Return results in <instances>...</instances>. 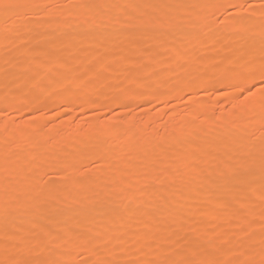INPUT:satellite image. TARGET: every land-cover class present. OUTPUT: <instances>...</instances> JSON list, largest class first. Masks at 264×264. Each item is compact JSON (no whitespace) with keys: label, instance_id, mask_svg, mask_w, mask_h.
I'll use <instances>...</instances> for the list:
<instances>
[{"label":"rangeland","instance_id":"374dc122","mask_svg":"<svg viewBox=\"0 0 264 264\" xmlns=\"http://www.w3.org/2000/svg\"><path fill=\"white\" fill-rule=\"evenodd\" d=\"M113 1L86 0L81 5L80 0H40L39 4L49 7H41L43 12L36 17L30 13L34 8H25L27 11L23 9L21 15L16 13V17L12 16L15 10L8 13L0 11V70L1 62L4 61V69H7L0 71H4L0 75V193L10 204L7 207L11 213L5 221L4 208L0 204V260L6 258V248L22 258L38 262L59 260L84 264L85 261L100 258L71 243L39 247L36 242L44 241L43 232H52L54 228H57L59 237L77 232L101 242L106 241L103 247L110 250L109 257L125 260L138 259L144 239H150L148 246L157 252L146 259L157 258V254H163L170 248L178 251L190 249L196 237L203 248H222L225 258L232 256L237 249L242 250L248 243L259 240L262 222L260 208L264 203V195L258 198V193L264 187L259 168H255L254 174L246 182L234 186L231 194L226 197V207L216 204V197L212 193L223 180L220 172H224L230 164L249 166L253 161L250 152L262 140V123H257V117H254L259 116L261 110L258 103L254 104L258 91L250 99L246 88L241 92L236 85H231L236 78L237 85L241 83L244 72L242 67L235 70L230 62V59L237 56L241 65L245 58L251 56L259 60L260 50L252 53L255 46L248 37L253 33L258 34L259 27H264L261 0H189L185 7L182 0H129V4L116 6H113ZM70 5L73 8L75 6L73 11L67 10ZM11 17L18 24L10 25ZM101 18H104L105 24L110 25L112 22L111 26L115 27L105 37H97L96 23ZM190 18L206 22L212 27L211 31L209 29L206 34L202 33L201 28H196L190 40L183 41L185 23ZM257 19H261L259 23H256ZM248 20L256 24L257 30L248 32L246 36L242 26ZM64 22L69 23L64 25ZM60 24L67 26L64 32H58L56 27ZM85 25L90 30H85ZM212 31L216 32L214 37ZM126 36H130L129 42H125ZM210 37L216 39L212 46L209 45ZM95 62L99 64L95 66ZM171 65L175 69H172L174 71L169 76L167 70ZM160 68L164 74H159L163 73ZM26 78L31 79L28 82ZM37 81L39 86H34ZM42 89L45 90L42 92ZM115 92L122 93L123 97H116ZM135 92L137 97L132 98ZM115 121L121 124L123 138L120 137V143L127 137L125 123L132 121H136L135 129L144 132L149 142H155L148 144L146 153L142 154L148 156H143V161L132 164V173L129 175L125 173V163L135 157L136 153L132 149L122 151L119 145L113 144L110 135L112 127L106 131L102 128L103 124ZM188 121L194 123L187 134L188 138L181 144L169 141L179 135L182 125ZM18 126L20 129L11 133ZM245 126L248 129L251 127L248 134H244L247 130ZM28 127H37L32 136L26 134ZM199 128L206 131L201 133ZM54 129L59 131L55 133ZM224 132H232L238 137L234 135L223 138ZM193 134L198 135L194 137ZM88 136L92 143L86 149L84 142ZM236 138L241 139L243 146L236 145ZM29 140H32L33 145H29ZM197 149L205 153L199 155L196 169L187 173L184 170L190 169ZM181 154L187 156L185 165L179 163ZM101 156L108 159V164L103 168L92 166V162ZM214 159L217 161L210 163ZM65 161H72L80 169L75 178L63 175ZM10 162L17 169L7 176L6 168ZM200 162L207 164V167ZM82 164L91 167L82 169ZM176 167L181 170L178 171V168L176 171ZM39 170L43 174L35 176ZM163 171H169L170 174L162 177ZM8 177L12 178V182H8ZM205 177L211 181L213 188L206 187ZM74 179L80 182H73ZM102 179H107L106 184L111 186L109 193L104 192ZM90 181L93 184L90 185ZM174 181L180 182L181 187L172 188ZM61 182L68 184L54 190ZM125 182L129 185L126 186ZM247 182L250 183L248 188ZM151 186L154 187L152 191ZM192 187L194 189L190 192V198L193 207L183 212L182 196ZM37 189L50 194L48 204L53 210L35 213L22 211L32 207L39 195ZM89 196H96L92 203ZM171 198L176 199L171 202ZM153 208L157 210L150 217ZM222 211L232 217L228 215L221 220ZM47 214L53 216L48 217ZM175 214H182L185 218L173 221ZM186 218L192 219L191 223ZM234 218H240L242 222ZM73 221L77 222V226ZM152 235L156 237L153 240ZM172 239L173 243L170 242ZM225 240L229 243H225ZM62 245L67 247L62 250Z\"/></svg>","mask_w":264,"mask_h":264},{"label":"snow or ice","instance_id":"6c2138e0","mask_svg":"<svg viewBox=\"0 0 264 264\" xmlns=\"http://www.w3.org/2000/svg\"><path fill=\"white\" fill-rule=\"evenodd\" d=\"M48 8V5L40 4H29V3H20L19 0H0V11L8 13L13 10L25 9V8ZM235 7V6H234ZM247 7H253L248 5ZM261 10L264 11V0H261ZM249 41L254 45L259 43L260 45V57L257 61L254 56L244 59L242 69L244 75L242 77V82L236 87L243 92L245 88L247 89V96L249 98L255 97L257 91L260 94V108L262 116V140L257 152L250 153V158L255 162L258 159V168L261 175V178L264 179V28L260 30L258 34L253 33L248 37ZM226 71H233L232 69H226ZM258 82V83H257ZM34 86H39V82L34 84ZM255 89V90H254ZM239 99V97H237ZM88 145L85 144V148ZM108 159L104 156L94 160L92 166L96 168H103L108 164ZM90 165L82 164V169H89ZM227 171L222 172L223 177L222 182L218 185L217 190L212 193L216 197V203L223 207L227 206L226 197L231 194L235 185L243 184L246 180L254 174L255 167L251 166H235L227 165ZM80 171L77 169L75 163L72 161L64 162V172L65 177L72 176L75 178L76 173ZM10 183V180L8 181ZM73 182H80L75 180ZM39 194L34 204L30 209H24V212H41L44 210H52L48 202L51 198L50 194L42 193V190L37 189ZM7 189H5V193ZM10 211L5 206L3 215L5 221L9 218ZM261 216V230L259 233L258 242H250L245 248L237 249L232 256L225 258L223 249L219 247L215 248H203L199 245V238L193 241V246L190 249H185L184 251H178L176 248L166 249L163 254H157V258L154 259H136V260H125L113 259L109 257L110 250L103 247V243L98 241L96 238L85 235V234H76V235H65L64 237L59 238H50L45 241H37L39 247H47L49 244L55 243L57 246L62 243H71L77 247H83L97 255L100 258L95 261H85L84 264H264V203L261 204L260 208ZM223 239V238H222ZM225 243H229L227 240ZM29 249L31 243L29 244ZM103 253V255H100ZM6 258L0 260V264H73L72 261H45L38 262L32 261L30 259L22 258L20 255L11 253L8 248L5 249ZM235 257V258H233Z\"/></svg>","mask_w":264,"mask_h":264},{"label":"bare ground","instance_id":"6f19581e","mask_svg":"<svg viewBox=\"0 0 264 264\" xmlns=\"http://www.w3.org/2000/svg\"><path fill=\"white\" fill-rule=\"evenodd\" d=\"M42 1V0H41ZM81 2V5H84L85 3H86V0H80ZM133 1V0H132ZM131 1V2H132ZM134 1H136V0H134ZM169 1V0H168ZM187 1H189V0H182V2H185L184 3V6L183 7H185L186 6V2ZM211 2H213L212 0H210ZM228 1H230V2H232L233 0H228ZM235 1V0H234ZM20 3H29V4H39L38 2H40V0H20L19 1ZM106 2V1H105ZM129 2V0H114L113 1V6H116V5H125V4H127ZM130 2V3H131ZM48 3V2H47ZM49 3H51V2H49ZM106 4V3H105ZM129 4V3H128ZM161 4V3H160ZM41 5V4H40ZM43 5V4H42ZM130 5H132V4H130ZM164 5V4H163ZM181 5V4H180ZM106 6V5H105ZM133 6V5H132ZM69 8L67 9L68 11H73L74 10V8H75V6H74V8L72 7V5H70V6H68ZM88 7V6H87ZM128 8V7H127ZM139 8H141V7H139ZM165 8H166V6H165ZM78 9V8H77ZM130 9V8H129ZM161 9V8H160ZM22 10L23 9H19V10H15V12H14V15H12V16H17V14H18V16L19 15H21V12H22ZM26 11H27V9H25ZM24 10V11H25ZM66 10V11H67ZM95 10H97V9H95ZM130 10H132V9H130ZM143 10V9H142ZM57 11V10H56ZM145 11H149V10H145ZM150 11H151V9H150ZM164 11V10H163ZM43 12V8H34V10H33V12H30L31 13V15L33 16V17H36V16H38L39 14H41ZM100 12V11H99ZM139 12V11H138ZM162 12V11H161ZM17 13V14H16ZM151 12H149V14H150ZM196 13V12H195ZM197 13H198V11H197ZM257 13H261V12H259V11H257ZM23 14V13H22ZM146 14H148V13H146ZM203 14V13H202ZM244 15V14H243ZM7 16V15H6ZM40 16H42V15H40ZM98 16H100V14L98 15ZM108 16V15H107ZM51 17V16H50ZM248 17V16H247ZM153 18V17H152ZM189 18V17H188ZM241 18V17H240ZM244 18V17H243ZM254 18V17H253ZM244 19H246V18H244ZM244 19H243V21H244ZM255 19V18H254ZM264 19V18H263ZM121 20V19H120ZM119 20V21H120ZM238 20V19H237ZM239 20H241V19H239ZM259 20H261V19H259ZM258 19H257V22L256 23H259L260 21H259ZM88 21V20H87ZM107 21V20H106ZM112 21V20H111ZM155 21V20H154ZM242 21V22H243ZM105 21H104V18H101L100 19V21L98 22V23H96L97 24V37L99 36V37H105L107 34H108V32H110L109 30H111V28H115L114 27V25H113V27L111 26V24H112V22H111V24L110 25H108V24H105L104 23ZM132 22V21H131ZM136 22V21H135ZM234 22H236V21H234ZM238 22V21H237ZM239 22H241V21H239ZM9 23H10V25H13V24H18V21L16 20V19H14V17H11V18H9ZM48 23V22H47ZM62 23V22H61ZM65 24L64 25H67V23H69V22H64ZM76 23H77V21H76ZM113 23H114V21H113ZM122 23V22H121ZM57 24V23H56ZM63 24V23H62ZM71 24V23H70ZM82 24V23H81ZM232 24V23H231ZM64 25H58L56 28H57V30H58V32H64V30H66L65 28H67V26H64ZM92 25V24H91ZM132 25V24H131ZM210 25V24H209ZM212 25V24H211ZM210 25V26H211ZM70 26V25H69ZM75 26V25H74ZM86 26V25H85ZM95 26V25H94ZM117 26V25H116ZM119 26V25H118ZM134 26H135V24H134ZM231 26V25H230ZM46 27V26H45ZM48 27H49V25H48ZM91 27V26H90ZM93 27V26H92ZM91 27V28H92ZM214 27V26H213ZM228 27V26H227ZM242 27H244L245 28V33H246V36H247V34H248V32H253V31H256L257 29V27H256V24L254 23V22H249V20L247 21V23L244 25L243 24V26ZM43 28H44V26H43ZM70 28V27H69ZM72 28H73V26H72ZM77 28H79L78 26H77ZM76 28V29H77ZM83 28V27H82ZM135 28V27H134ZM133 28V29H134ZM196 28H201V30H202V33H206L209 29H210V31H211V28L208 26V24L205 22H203V21H199L198 19H195V18H190V19H188V20H186V23H185V31H183L184 32V35H183V41L185 40L186 42H188L189 40H190V38L193 36V33H195L194 32V30L196 29ZM261 28H264V27H259V29L261 30ZM85 30H90V28H89V26L87 25L85 28H84ZM117 29V28H116ZM132 29V30H133ZM228 29H229V27H228ZM238 30H240V29H238ZM244 30V29H243ZM73 31V30H72ZM82 31V30H81ZM114 31V30H113ZM216 31V30H215ZM130 32V31H129ZM134 32V31H133ZM201 32V31H200ZM213 32V31H212ZM260 32V31H259ZM214 33H216V32H213V37H214ZM221 33V32H220ZM235 33V32H234ZM124 34V33H123ZM207 34V33H206ZM133 35V34H132ZM245 35V34H244ZM88 36V35H87ZM139 36H140V34H139ZM201 36V35H200ZM206 36V35H205ZM228 36H229V34H228ZM249 36V35H248ZM198 39H200L201 37H199V36H196ZM240 37V36H239ZM85 38V37H84ZM125 38H127V36L125 37ZM129 38H130V36H129ZM129 38H127V41H125V42H129ZM142 38V37H141ZM231 38V37H230ZM242 38V37H241ZM110 39V38H109ZM170 39H171V37H170ZM210 39L211 40H209V45L210 46H212L213 45V42L215 41L216 42V39L214 40V38L212 39V37H210ZM102 40V39H101ZM106 40V39H105ZM108 40V39H107ZM143 40V39H142ZM218 40V39H217ZM222 40V39H221ZM232 40V39H231ZM103 41V40H102ZM133 41V40H132ZM247 41V40H246ZM7 42V41H6ZM114 42V41H113ZM224 42V41H223ZM218 43V42H217ZM247 43V42H246ZM1 44V43H0ZM208 45V46H209ZM209 46V47H210ZM217 46V45H216ZM220 46V45H219ZM254 48H252V53L254 54V52H258V50L260 49V45H259V43L257 42L256 44H254ZM223 47V46H222ZM102 48V47H101ZM213 48V47H212ZM217 48V47H216ZM235 48V47H234ZM227 50V49H226ZM235 50V49H234ZM38 51V50H37ZM240 51V50H239ZM239 51H236V52H239ZM247 50H245V52H246ZM34 52H35V50H34ZM210 52V51H209ZM233 52V51H232ZM260 52V51H259ZM178 53H180V51H178ZM203 54V53H202ZM249 54V53H248ZM226 55V54H225ZM233 55V54H232ZM235 55V54H234ZM233 55V56H234ZM246 55V54H245ZM192 56L193 55H191V58H192ZM236 56V55H235ZM256 56V55H255ZM1 57V56H0ZM20 57V56H19ZM19 57L17 58V59H19ZM24 57V56H23ZM22 57V58H23ZM127 57V56H126ZM242 57H244V56H242ZM252 57V56H251ZM260 57V56H259ZM62 57L60 56V59H61ZM128 58V57H127ZM227 58H229V57H227ZM226 58V59H227ZM238 56L236 57V58H232V59H230V62H232L233 63V67H234V69L235 70H237V69H240L241 67H242V65L239 63V61H238ZM27 59V58H26ZM31 59H32V57H31ZM59 59V58H58ZM155 59V58H154ZM37 60V59H36ZM129 60V59H128ZM177 60V59H176ZM201 60V59H200ZM225 60V59H224ZM130 61V60H129ZM190 61H192V60H190ZM241 61V60H240ZM25 62V61H24ZM23 62V63H24ZM31 62H34V61H31ZM40 62V61H39ZM62 62V61H61ZM64 62V61H63ZM153 62V61H152ZM151 62V63H152ZM3 63H5V61L3 62ZM2 62H1V70L2 69H4V64H3ZM18 63V62H17ZM21 63H22V61H21ZM180 63V62H179ZM228 63V62H227ZM20 64V63H19ZM34 64V63H33ZM32 64V65H33ZM56 64V63H55ZM99 64V62H95L94 63V65L96 66V65H98ZM135 64V63H134ZM21 65V64H20ZM63 65H65V63L63 64ZM28 66H30V65H28ZM62 66V65H61ZM176 66V65H175ZM49 67V66H48ZM63 67H65V66H63ZM105 67V66H104ZM109 67V65H107V68ZM171 68H169L168 67V75L170 76V75H172V72L174 71H172V69H175V68H172V65L170 66ZM29 69H31V66L30 67H28ZM27 68V69H28ZM43 68V67H42ZM45 68H47V67H45ZM23 69H24V67H23ZM162 71L161 72H163V69H164V67H163V69L162 68H160ZM178 69V68H177ZM0 70V71H1ZM5 71L7 70V69H4ZM60 70V69H59ZM66 69H64V71H65ZM131 70V69H130ZM143 70V69H142ZM191 70V69H190ZM12 71V70H11ZM63 71V72H64ZM132 71V70H131ZM203 71H205V70H203ZM4 72V71H3ZM3 72L1 73L0 72V75L1 74H3ZM13 72V71H12ZM154 72V71H153ZM166 72V71H165ZM198 72V71H197ZM57 73V72H56ZM60 73V72H59ZM13 74V73H12ZM97 74V73H96ZM159 74H164V72L163 73H159ZM185 74V73H184ZM195 74H197V73H195ZM108 75V74H107ZM165 75H166V73H165ZM167 75V76H168ZM174 75V74H173ZM183 75V74H182ZM48 76V75H47ZM60 76V75H59ZM233 76V75H232ZM239 76V75H238ZM237 76V77H238ZM195 77H198V76H195ZM241 77V76H240ZM35 78V77H34ZM2 79V78H1ZM30 79L31 78H26V81H30ZM237 79V78H236ZM236 79H234V81H232L231 82V85H237V82L238 81H236ZM167 80V79H166ZM168 80H169V78H168ZM238 80V79H237ZM34 81V80H33ZM38 82V81H37ZM41 82H43V81H41ZM150 82V81H149ZM169 82V81H168ZM240 82V81H239ZM7 83V82H6ZM44 83H46V82H44ZM202 83V82H201ZM166 84V83H165ZM240 84V83H239ZM50 85V84H49ZM48 85V86H49ZM199 85V84H198ZM201 85V84H200ZM199 85V86H200ZM3 86H4V84H3ZM14 86V85H13ZM201 86H203V85H201ZM200 86V87H201ZM230 86V85H229ZM44 87V86H43ZM45 87H46V85H45ZM54 87H55V85H54ZM198 87V86H197ZM40 88V87H39ZM42 88V87H41ZM58 88V87H57ZM56 88V89H57ZM138 88V87H137ZM177 88V87H176ZM196 88V87H195ZM231 88V87H230ZM229 88V89H230ZM38 89V88H37ZM135 89V88H134ZM13 90V89H12ZM45 89H42V92L44 91ZM141 90V89H140ZM173 90H175V89H173ZM182 90V89H181ZM233 90H235V89H233ZM25 92L27 91V90H24ZM134 91V90H133ZM137 91V90H136ZM176 91V90H175ZM184 91V90H183ZM132 92V91H131ZM138 92H139V90H138ZM230 92V91H229ZM2 93V92H1ZM116 93V97H123V94L122 93H120V92H115ZM17 94V93H16ZM24 94V93H23ZM44 94V93H43ZM94 94V93H93ZM178 94V93H177ZM36 95V94H35ZM34 95V96H35ZM41 95V94H40ZM238 95V94H237ZM37 96V95H36ZM66 96V95H65ZM228 96V95H227ZM230 96V95H229ZM49 97V96H48ZM137 97V92H135L134 94H133V96H132V98H136ZM140 97V96H139ZM200 97V96H199ZM17 98V97H16ZM36 98V97H35ZM34 98V99H35ZM45 98V97H44ZM71 98V97H70ZM73 98V97H72ZM88 98V97H87ZM253 98V97H252ZM252 98H250V99H252ZM256 98V99H255ZM254 98V101L256 100V102L254 103V104H256V103H258L259 105H260V94H259V92H258V95L256 96ZM15 99V98H14ZM18 99V98H17ZM64 99H66V98H64ZM69 99V98H68ZM203 99V98H202ZM37 100V99H36ZM236 100V99H235ZM45 101V100H44ZM77 101V100H76ZM243 101H245V100H243ZM249 101V100H248ZM254 101H251V102H254ZM10 102V101H9ZM204 102H205V100H204ZM206 102H208V101H206ZM236 102V101H235ZM238 102V101H237ZM4 103V102H3ZM201 103V102H200ZM248 103V102H247ZM250 103V102H249ZM12 104V103H11ZM39 104H40V102H39ZM38 104V105H39ZM91 104V103H90ZM233 104V103H232ZM237 104V103H236ZM244 104V103H243ZM241 105V104H240ZM91 106V105H90ZM204 106V105H203ZM208 106V105H207ZM233 106V105H232ZM248 106V105H247ZM10 107V106H9ZM86 107H89V106H86ZM240 107V106H239ZM242 107V106H241ZM244 107V106H243ZM92 108V107H91ZM209 108V107H208ZM201 109V108H200ZM259 109H260V106H259ZM194 110V109H193ZM244 110V109H243ZM237 111V110H236ZM248 111V110H247ZM251 111V110H250ZM257 111V110H256ZM191 112H193L192 110H191ZM195 113H196V111H194ZM198 112V111H197ZM245 112H246V110H245ZM194 113V114H195ZM254 113V112H253ZM260 115L259 116H254L255 118H256V120H257V123H262V116H261V110H260ZM258 113V114H259ZM204 115H205V113H204ZM245 115V114H244ZM177 116V115H176ZM187 116V115H186ZM193 116V115H192ZM195 116V115H194ZM227 116V115H226ZM237 116V115H236ZM240 117H241V115H239ZM246 117H247V115H245ZM245 116H243V117H245ZM149 117H150V115H149ZM178 117V116H177ZM242 117V118H243ZM227 118H228V116H227ZM41 119H43V118H41ZM137 119V118H136ZM175 119V118H174ZM178 119V118H177ZM181 119V118H180ZM37 120V119H36ZM36 120H35V122H36ZM47 120V119H46ZM188 120V119H187ZM186 120V121H187ZM98 121V120H97ZM162 121V120H161ZM175 121V120H174ZM181 121V120H180ZM194 121V120H193ZM211 121V120H210ZM31 122H34V121H31ZM44 122V121H43ZM136 122V121H135ZM135 122L134 121H132V122H127V123H125L127 126H125V129H126V133L125 134H127L126 136V140L124 141V142H121L120 143V141H121V139H120V137L121 138H123L122 136H121V128H120V121H115L114 123H105V124H103V126H102V128L103 129H105V131L107 130V129H110L111 127V139L113 140V144L115 145H119V147L122 149V151L123 150H130V149H132V150H134L133 152H135L136 153V156L135 157H132L131 159H129L126 163H125V173H126V175H129L130 174V172H131V166H132V164L134 163V162H137V161H143L144 160V158H143V156L145 157H147L148 156V154H146V155H142V154H145L146 153V149H147V146H148V144H150V143H152L154 140H152V142L150 141L149 142V139L147 138L148 136L144 133V132H142V131H140V130H137V129H135V127L137 126V125H135ZM172 122V121H171ZM217 122V121H216ZM29 123H30V121H29ZM45 123H47V122H45ZM183 123V122H182ZM232 123V122H231ZM22 124V123H21ZM150 124V123H149ZM178 124V123H177ZM221 124V123H220ZM229 124V123H228ZM29 125H32V124H29ZM98 125V124H97ZM123 125H124V123H123ZM122 125V126H123ZM146 125V124H145ZM161 125V124H160ZM172 125V124H171ZM174 125H175V123H174ZM202 125V124H201ZM204 125V124H203ZM202 125V126H203ZM257 125V124H256ZM42 126V125H41ZM61 126V125H60ZM239 126V125H238ZM253 126V125H252ZM22 127V126H21ZM34 127V126H33ZM44 127V126H43ZM46 127V126H45ZM98 127V126H97ZM194 127V123L193 122H191L190 123V121H188V122H185L184 123V125H182V129H181V131H180V133H179V135H177V137H172V140H169V141H172V142H177V144L178 143H180V142H182L183 140H185L186 138H188V136H187V134H188V132H189V130L191 129V128H193ZM246 127V126H245ZM20 129V127L18 126V127H15L13 130H12V132L11 133H13V132H15V131H18L19 129ZM37 128V127H36ZM36 128H29L28 127V130L26 131V134L28 135V136H32V133L34 132V130L36 129ZM58 128V127H57ZM137 128H140V127H137ZM159 128V127H158ZM208 128H209V126H208ZM255 128H257V127H255ZM149 129H151L150 127H149ZM202 128H199L198 129V131L199 132H201L202 133V131H204V130H201ZM211 129H212V127H211ZM214 129V128H213ZM227 129V128H226ZM231 129V128H230ZM229 129V130H230ZM245 129H247L246 131H244V134L245 133H249V131H251L250 129H251V127H250V129H248V127H246ZM141 130H143L142 128H141ZM172 130V129H171ZM177 130V129H176ZM218 130H220V129H218ZM54 131H55V133L57 132V131H59L58 129L57 130H55L54 129ZM124 131V130H123ZM122 131V132H123ZM173 131V130H172ZM192 131V130H191ZM206 131V130H205ZM204 131V132H205ZM217 131V130H216ZM233 131V130H232ZM38 132V131H37ZM41 132V131H40ZM211 132V131H210ZM222 132V131H221ZM236 132V131H235ZM10 133V134H11ZM208 133V132H207ZM243 133V132H242ZM37 134V133H36ZM80 134V133H79ZM123 134V133H122ZM147 134H149V133H147ZM168 134V133H167ZM196 134V133H195ZM238 134V133H237ZM102 135H103V133H102ZM152 135V134H151ZM157 135V134H156ZM194 135V134H193ZM198 135V134H197ZM197 135H194V137H196ZM201 135H203V134H201ZM223 135V138H230V137H232V136H236V137H238L236 134H233L232 132L230 133V132H224V134H222ZM170 136V135H169ZM27 137V136H26ZM38 137V136H37ZM152 137V136H151ZM34 138V137H33ZM81 138V137H80ZM150 138V137H149ZM153 138V137H152ZM151 138V139H152ZM235 138V137H234ZM262 138V137H261ZM99 139V138H98ZM106 139V138H105ZM154 139H155V137H154ZM171 139V138H170ZM189 139H190V137H189ZM237 139V138H236ZM6 140V139H5ZM28 140V139H27ZM157 140V139H156ZM32 140H29V145L31 146V145H33V142H31ZM69 141V140H68ZM82 141V140H81ZM94 141H97V140H94ZM139 141V142H138ZM236 141V140H235ZM31 142V143H30ZM97 142H99V141H97ZM138 142V143H137ZM163 142H165V140L163 141ZM163 142H161V143H163ZM260 142V141H259ZM70 143V142H69ZM74 143V142H73ZM85 144H87L89 147L91 146V143H92V140H91V138L88 136L86 139H85V142H84ZM83 143V144H84ZM112 143V142H111ZM153 143H155V142H153ZM249 143V142H248ZM253 143V142H252ZM82 144V145H83ZM84 144V145H85ZM103 144V143H102ZM181 144V143H180ZM151 145V144H150ZM157 145V144H156ZM171 145V144H170ZM236 145H242V141H241V139H237V142H236ZM245 145V144H244ZM253 145V144H252ZM259 145H260V143L258 144V145H255V146H253V148H252V152H257V154H258V148H259ZM243 146V145H242ZM75 147L77 148V146L75 145ZM80 147V146H79ZM78 147V148H79ZM153 147V146H152ZM248 147V146H247ZM114 148V147H113ZM118 148V147H117ZM167 148V147H166ZM204 148V147H203ZM87 149V148H86ZM2 150V149H1ZM109 150V149H108ZM108 150H107V152H108ZM201 150L202 149H197V151L196 152H194L195 153V155H193V156H195L194 157V160H193V163H192V165H191V167H190V169H188V170H184V171H186L187 173H192V171L193 170H195L196 169V163L198 162L199 163V161L198 160H200L199 159V155H201V156H203L204 155V153H203V151L201 152ZM87 151V150H86ZM105 151H106V149H105ZM117 151H120V150H117ZM152 151V150H151ZM150 151V152H151ZM194 151V150H193ZM89 151H87V153H88ZM252 152H250V153H252ZM109 153V152H108ZM201 153H203V155L201 154ZM247 153V152H246ZM110 154V153H109ZM114 154V153H113ZM151 154V153H150ZM209 154V153H208ZM188 155H190V154H188ZM90 156H91V154H90ZM115 156V155H114ZM113 156V157H114ZM116 156H119V155H116ZM17 157V156H16ZM157 157V156H156ZM186 154H181V156H180V159H179V163L181 164V165H185L184 163H185V160H187L186 159ZM207 157V156H206ZM202 158V157H201ZM214 158V157H213ZM118 159V158H117ZM146 159V158H145ZM217 159V158H216ZM124 160V159H123ZM127 160V159H126ZM155 161V160H154ZM207 161V160H206ZM210 161V160H209ZM212 161V160H211ZM217 160H213L212 162H210V163H215ZM14 162V161H13ZM203 162V161H202ZM202 162H200V163H202ZM240 162V161H239ZM210 163H208V164H210ZM223 163H224V161H223ZM137 164V163H136ZM153 164V163H152ZM203 164V166L206 168L207 167V164H205V163H202ZM230 164V163H229ZM198 165V164H197ZM231 165V164H230ZM235 165V164H234ZM26 166V165H25ZM179 166V165H178ZM194 166V167H193ZM249 166H251V167H255V168H257L258 167V161H252V163L249 165ZM24 168V167H23ZM163 168H165V167H163ZM173 168V167H172ZM179 168V167H178ZM178 168L176 167V171L178 170ZM7 176H9V173L11 172V171H13L15 168H14V165L12 164V162H10L9 163V165L7 166ZM17 169V168H16ZM15 169V170H16ZM41 169V168H40ZM131 169V170H130ZM161 169V168H160ZM208 169H210V168H208ZM212 169V168H211ZM44 170V169H43ZM172 170V169H171ZM181 169L179 168V170L178 171H180ZM203 170V169H202ZM224 170V169H223ZM222 170V171H223ZM152 171V170H151ZM190 171V172H189ZM216 171V170H215ZM218 171H219V169H218ZM225 171H227V168L224 170V172ZM257 171V170H256ZM24 172V171H23ZM34 172H35V170H34ZM79 172V171H78ZM173 172H175V171H173ZM42 172H40V170L37 172L36 171V173H35V176H37V175H42L41 174ZM132 173V172H131ZM172 173V172H171ZM181 173V172H180ZM206 173V172H205ZM220 173H222V172H220ZM257 173H258V171H257ZM24 174V173H23ZM116 174V173H115ZM170 174V172L168 171V172H166V171H163L162 172V177H165V176H168ZM186 174V173H185ZM159 175V174H158ZM5 176V175H4ZM221 176V175H220ZM124 177V176H123ZM203 177H204V175H203ZM2 178H3V176H2ZM72 178V177H71ZM85 178V177H84ZM103 178V177H102ZM105 178V177H104ZM155 178V177H154ZM4 179V178H3ZM8 179V181L10 180H12V178H10V177H8L7 178ZM122 179V178H121ZM167 179H168V177H167ZM166 179V180H167ZM250 179V178H249ZM107 179H102V183H103V187H104V192H108L109 190H110V187L106 184L107 183V181H106ZM183 180V179H182ZM125 181H127V180H125ZM129 181V180H128ZM134 181V180H133ZM138 181V180H137ZM3 182V181H2ZM12 182V181H11ZM91 182V181H90ZM94 182V181H93ZM152 182V181H151ZM202 182V181H201ZM124 183V182H123ZM162 183V182H161ZM182 183V182H181ZM185 183V182H184ZM198 183V182H197ZM204 183H205V185H206V187H211V188H213L212 187V183H211V181L209 180V179H207L206 177L204 178ZM218 183V182H217ZM221 183V182H220ZM252 183V182H251ZM66 184H68V182H65V183H60V185L58 186V188L57 189H55L54 188V190H58L59 188H63V187H65V186H67ZM70 184V183H69ZM89 184V183H88ZM91 184H93L92 182L90 183V185ZM133 184V183H132ZM131 184V185H132ZM138 184V183H137ZM180 184V182L178 183V181H174L173 182V185L171 184V186H172V188H179V187H181V185H179ZM249 182H247V184H246V187L248 188L249 187ZM9 185V184H8ZM100 185H101V183H100ZM125 185H126V182H125ZM127 185H129V183L127 184ZM126 185V186H127ZM155 185H156V181H155ZM192 185V184H191ZM199 185V184H198ZM94 186V185H93ZM117 186V185H116ZM119 186V185H118ZM117 186V187H118ZM135 186H137V185H135ZM158 186V185H157ZM188 186V185H187ZM195 186V185H194ZM244 186V185H243ZM50 187V186H49ZM55 187V186H54ZM83 187H84V185H83ZM88 187V186H87ZM90 187V186H89ZM190 187V186H189ZM151 188V191H152V188H154V187H150ZM160 188V187H159ZM188 188V187H187ZM195 188H196V186H195ZM53 189V188H52ZM77 189H79V188H77ZM90 189V188H89ZM122 189V188H121ZM127 189V188H126ZM190 189V188H189ZM194 189V187H192V189H190V191H188L187 189H185V190H187L186 192H184V193H186L185 194V196H182V197H184L183 198V208H182V210H183V212L185 211V210H189V208L192 206V203H193V200H191V196H190V192H193L192 190ZM209 189V188H208ZM207 189V190H208ZM246 189V188H245ZM54 190H53V192H54ZM102 190V191H103ZM205 190H206V188H205ZM204 190V191H205ZM212 190V189H211ZM210 190V191H211ZM115 191V190H114ZM149 191V190H148ZM154 192H156V190H153ZM178 191V190H177ZM195 191V190H194ZM199 191H200V189H199ZM204 191H203V193H204ZM252 191V190H251ZM59 192V191H58ZM103 192V194H105ZM130 192V191H129ZM189 192V193H188ZM212 192V191H211ZM78 193V192H77ZM109 193V192H108ZM152 193V192H151ZM200 193V192H199ZM245 193V192H244ZM23 194V193H22ZM49 194V193H48ZM54 194V193H53ZM61 194V193H60ZM112 194V193H111ZM147 194H148V192H147ZM150 194V193H149ZM149 194H148V196H149ZM156 194V193H155ZM201 194V193H200ZM246 194V193H245ZM27 195V194H26ZM154 195V194H153ZM262 195H264V187H263V189L261 190V192L260 193H258V198H260ZM54 196V195H53ZM67 196V195H66ZM77 196V195H76ZM144 196H146V195H144ZM159 196V195H158ZM206 196V195H205ZM29 197H30V195H29ZM89 197H91V199H89V201H91L90 203H92V200L94 201V198L96 197V196H94V198L92 197V196H89ZM119 197V196H118ZM150 197H151V195H150ZM170 197V196H169ZM24 198H26V197H24ZM31 198V197H30ZM62 198V197H61ZM140 198V197H139ZM149 198V197H148ZM153 198V197H152ZM152 198H150V199H152ZM82 199V198H81ZM145 199H146V197H145ZM176 199V198H175ZM175 199H170L171 200V202H173V200L175 201ZM210 199V198H209ZM135 200V199H134ZM140 200V199H139ZM138 200V201H139ZM153 200V199H152ZM169 200V201H170ZM213 200V199H212ZM215 200V199H214ZM63 201V200H62ZM78 201H80V200H78ZM154 202H156L157 200H153ZM152 201V202H153ZM167 201H168V199H167ZM167 201H166V204H167ZM168 201V202H169ZM192 201V202H191ZM61 202V201H60ZM136 202V201H135ZM144 202H145V200H144ZM147 202V201H146ZM145 202V203H146ZM216 202V201H215ZM11 203V202H10ZM82 203V202H81ZM85 203V202H84ZM137 203V202H136ZM149 203V202H148ZM147 203V204H148ZM164 203V202H163ZM181 203V202H180ZM0 204H1V208L3 207V208H5V206H7L9 203L4 199V196H3V193L1 194L0 193ZM19 204V203H18ZM126 204V203H125ZM124 204V205H125ZM141 204V203H140ZM154 204V203H153ZM165 204V203H164ZM177 204V203H176ZM217 204V203H216ZM10 205V204H9ZM89 205V204H88ZM179 205V204H178ZM177 205V206H178ZM66 206V205H65ZM92 206V205H91ZM151 206H152V204H151ZM156 206V205H155ZM167 206H170V205H167ZM9 207V206H8ZM7 207V208H8ZM79 207V206H78ZM83 207V206H82ZM86 207H88V206H86ZM172 207V206H171ZM193 207V206H192ZM169 208V207H168ZM253 208V207H252ZM8 209H10V208H8ZM16 209V208H15ZM173 209V208H172ZM210 209H212V208H210ZM216 209V208H215ZM225 209V208H224ZM4 210V209H3ZM53 210V209H52ZM93 210V209H92ZM156 208H153L152 209V211L150 212V214H149V216L151 217V215H153V214H155L156 213ZM220 210H221V208H220ZM51 211V210H50ZM219 211V210H218ZM60 212V211H59ZM63 212V211H62ZM75 212V211H74ZM215 212V211H214ZM229 212V211H228ZM1 213V212H0ZM47 213H48V211H47ZM56 213V212H55ZM66 213V212H65ZM113 213V212H112ZM198 213V212H197ZM200 213V212H199ZM220 213V212H219ZM238 213V212H237ZM32 214V213H31ZM51 214V213H50ZM53 214V213H52ZM60 214V213H59ZM75 214H76V212H75ZM74 214V215H75ZM82 214V213H81ZM204 214V213H203ZM207 214V213H206ZM208 214H210L209 212H208ZM46 215V214H45ZM77 216H78V214H76ZM200 215V214H199ZM211 215H213V214H211ZM228 215L229 216H231L229 213H226V211H222V215H221V220L222 219H224V218H226V217H228ZM1 216V215H0ZM47 216H48V214H47ZM49 216H53V215H49ZM48 216V217H49ZM106 217V216H105ZM107 217L109 218L110 217V214H107ZM147 217H148V215H147ZM232 217V216H231ZM240 217V216H239ZM247 217V216H246ZM251 217V216H250ZM111 218V217H110ZM180 218H185V217H183V215L181 214H175V216L173 217V221H175L176 219H180ZM199 218V217H198ZM205 218V217H204ZM214 218V217H213ZM187 219V222L188 223H191V221H192V219H188V218H186ZM235 219V221H238V222H242L241 221V219L240 218H234ZM171 220V221H172ZM184 221H185V219H183ZM252 221V220H251ZM250 222V221H249ZM73 223L74 224H76V226H77V222L76 221H73ZM82 223V222H81ZM173 223V222H172ZM247 223V222H246ZM207 224V223H206ZM71 225V224H70ZM246 225V224H245ZM16 226V225H15ZM79 227V226H78ZM106 228V227H105ZM183 229H184V226H183ZM198 229V228H197ZM47 230H49V229H47ZM61 230V229H60ZM195 230V229H194ZM241 230V229H240ZM196 231V230H195ZM14 232H15V230H14ZM79 232V231H78ZM199 232V231H198ZM73 233V232H72ZM80 233V232H79ZM15 234V233H14ZM76 234H78L77 232H75L73 235H76ZM156 234V233H155ZM201 234V233H200ZM59 234H58V231H57V228H54V230L51 232L50 230L49 231H45V232H43V234H42V236H43V238H44V241L45 240H49L50 238H59V236H58ZM158 235V234H157ZM160 235V234H159ZM202 235V234H201ZM232 235V234H231ZM153 236V235H152ZM199 236V235H198ZM234 236V235H233ZM62 237V236H61ZM33 238V237H32ZM141 238V237H140ZM154 238H156L155 236H153L152 237V240L154 239ZM160 238V237H159ZM197 238V237H196ZM144 239V238H143ZM171 238H169V240H170ZM150 240V239H149ZM149 240H147V239H144L143 240V242H142V244L140 245V250H139V256L137 257L138 259H146V258H148V256H150V255H153V254H156L157 252H155L153 249H151L149 246H148V243L149 242H151V241H149ZM170 242H174V239H172ZM224 243V242H223ZM232 243V242H231ZM54 243H52V244H49V245H53ZM156 244V243H155ZM168 244V243H167ZM235 244V243H234ZM48 245V246H49ZM234 246V245H233ZM67 247V246H66ZM65 245H62L61 246V248H62V250H64L65 248ZM44 248H46V247H44ZM43 248V249H44ZM160 250H161V248H160ZM156 258V257H155ZM39 261V260H38ZM79 261V260H78ZM73 264H74V262H73ZM77 264V263H76Z\"/></svg>","mask_w":264,"mask_h":264}]
</instances>
